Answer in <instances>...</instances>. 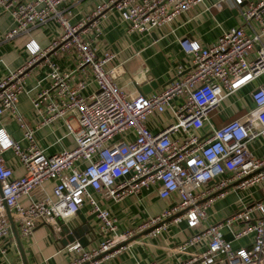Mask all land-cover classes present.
Here are the masks:
<instances>
[{
    "label": "built area",
    "instance_id": "2783aa9c",
    "mask_svg": "<svg viewBox=\"0 0 264 264\" xmlns=\"http://www.w3.org/2000/svg\"><path fill=\"white\" fill-rule=\"evenodd\" d=\"M79 1L0 0L12 23L1 41L48 22L59 29L43 47L29 39L24 44L27 59L0 78V119L8 115L15 120L25 141L20 146L0 128V240L13 242L10 221L21 239L29 238L38 225L60 239L61 227L70 233L67 220L87 204L97 220L89 221L95 244L82 245L75 238L62 245L70 255L65 264H101L136 233L155 236L167 224L181 221L191 232L168 249L172 256L187 254L177 264H264V153L256 156L247 146L255 138L264 142V82L250 92L252 107L242 117L218 127L208 118L224 98L264 74V0H229L242 24L223 30L206 45L178 39L189 57L187 67L177 64L169 82L147 93H126L115 84V67L107 64L116 54L98 52L94 45L101 20L115 12L127 33L141 34L171 23L201 0H103L72 22L71 7ZM56 52L71 53L78 80L71 81L73 71L49 58ZM32 66L47 69V86L30 99L38 117L34 127L16 108L22 79ZM90 83L94 90L87 89ZM156 116L157 130L152 131L146 123ZM54 121H61L74 146L45 154L34 131ZM204 125L208 132L200 134ZM8 149L22 167L19 176L2 159ZM251 186L259 190L260 199L221 220L204 221L214 197ZM152 187L159 198L174 197V202L120 231L116 218L96 198L119 201ZM20 196L27 198L25 205ZM245 235L251 236L249 247L233 248L232 241Z\"/></svg>",
    "mask_w": 264,
    "mask_h": 264
},
{
    "label": "crops",
    "instance_id": "0c3cea01",
    "mask_svg": "<svg viewBox=\"0 0 264 264\" xmlns=\"http://www.w3.org/2000/svg\"><path fill=\"white\" fill-rule=\"evenodd\" d=\"M103 0H80L71 7V21H76L87 13L93 6ZM256 1V0H246ZM242 21L237 12L231 7L229 0H201L192 5L186 12L179 14L174 20L160 28L146 33H127L124 24L118 19L115 12H109L101 20V33L94 45L97 51L111 50L116 56L108 63V67L114 66L113 80L124 92H132L152 81L154 88L148 92L159 90L173 77V70L177 64L187 67L189 57L183 53L177 40L182 37L196 40L200 45L212 42L223 30L240 26ZM10 17L0 8V38L11 27ZM59 29L53 22L32 29L29 33L19 35L9 41L0 39V78L19 67L27 59L28 55L24 44L32 39L43 47L58 33ZM264 45V34L261 36ZM55 60L59 67L73 71L71 81L79 79V71L75 70V61L71 53H53L48 55ZM145 69V71H142ZM45 66H32L26 71L22 79V91L17 95L16 108L30 126L38 122L30 99L42 87L47 86L44 76ZM264 82V74L256 80L244 85L232 94L224 98L218 106L208 112V118L213 126L218 127L231 118L242 117L252 107L250 92L257 85ZM88 90H94L90 83ZM147 90V88H146ZM83 93H86L83 91ZM158 117L147 120V126L157 130ZM0 128L12 141L25 146L22 132L15 120L8 115L0 119ZM200 134L208 132L204 125ZM35 140L45 154L58 152L62 149H70L74 146L73 138L66 133L61 121L43 124L34 131ZM252 154L259 156L264 153V142L255 138L248 145ZM4 163L10 165L12 174L19 176L22 167L12 154L11 150L1 153ZM44 190L50 192V183L46 182ZM36 196V193H33ZM99 203L106 207L117 220L118 231L125 228H134L147 218L158 214L162 209L174 202V197L166 199L156 195L155 188L140 190L138 193L128 194L119 201H113L109 197L97 195ZM261 198L259 190L251 186L244 190H228L222 197H214L206 209L205 222H215L229 216L242 204ZM25 196L19 197V202L25 205ZM89 207L83 205L78 214L68 219L70 227L79 225L78 215H88ZM191 231L184 223H169L158 235L150 236L144 233H136L130 239L126 247L101 264H177L178 260L187 258V254L172 256L168 249L175 243L183 240ZM230 239V235L225 233ZM19 238V237H18ZM250 235H245L232 241L233 248L249 247ZM96 238L90 239L86 244L93 246ZM26 264H65L70 255L61 249L60 239H57L49 229L43 225L34 228L27 239L19 238ZM3 249V251H1ZM192 248L188 250L190 252ZM0 264H23L19 250L13 238L0 240ZM213 264H226L215 262Z\"/></svg>",
    "mask_w": 264,
    "mask_h": 264
},
{
    "label": "water",
    "instance_id": "95a60500",
    "mask_svg": "<svg viewBox=\"0 0 264 264\" xmlns=\"http://www.w3.org/2000/svg\"><path fill=\"white\" fill-rule=\"evenodd\" d=\"M169 81H167V82H169ZM154 85L155 84L152 81H150L146 85H143L142 87H138V90L142 93H147L148 90H150L151 88H154ZM146 88H147V90H146ZM78 212L79 211H77L76 213L78 214ZM94 216H95V213H89L88 215H82V214L78 215L79 225L73 226L72 229L70 230V233L68 232L67 227L65 225H63L61 227V231H60V235H61L60 243H61V245H65L67 242L72 241L75 238L78 239L82 245H86V243L90 239L93 238V234L91 233L90 227H89V221L92 220L94 218ZM9 221H10V219H9ZM10 227H11V231H12L14 241L16 243L18 250H19L20 257L23 261V264H26V261H25L24 256H23L22 248L20 245L19 238L16 234V231H15L11 221H10Z\"/></svg>",
    "mask_w": 264,
    "mask_h": 264
},
{
    "label": "rangeland",
    "instance_id": "374dc122",
    "mask_svg": "<svg viewBox=\"0 0 264 264\" xmlns=\"http://www.w3.org/2000/svg\"><path fill=\"white\" fill-rule=\"evenodd\" d=\"M107 67H108V64H107ZM93 219H95V218H93ZM68 221H69V220H67V223H68ZM95 221L97 222V220H96V219H95Z\"/></svg>",
    "mask_w": 264,
    "mask_h": 264
}]
</instances>
